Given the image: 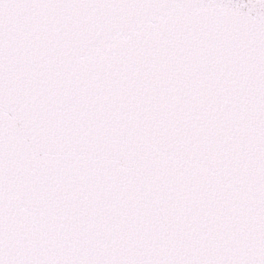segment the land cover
Here are the masks:
<instances>
[{
  "label": "snow or ice",
  "instance_id": "6c2138e0",
  "mask_svg": "<svg viewBox=\"0 0 264 264\" xmlns=\"http://www.w3.org/2000/svg\"><path fill=\"white\" fill-rule=\"evenodd\" d=\"M0 264H264V0H0Z\"/></svg>",
  "mask_w": 264,
  "mask_h": 264
}]
</instances>
